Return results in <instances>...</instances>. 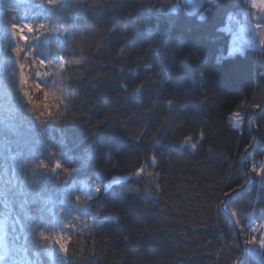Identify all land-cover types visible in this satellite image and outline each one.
Wrapping results in <instances>:
<instances>
[{
    "label": "trees",
    "instance_id": "16d2710c",
    "mask_svg": "<svg viewBox=\"0 0 264 264\" xmlns=\"http://www.w3.org/2000/svg\"><path fill=\"white\" fill-rule=\"evenodd\" d=\"M178 2L60 0V8H51L40 0H0V255L6 264H63L40 231L71 237L67 264H232L237 257L241 264H264V249L244 243L264 237V50L229 55L227 22L242 17L246 0H216L193 14L173 11ZM24 22L58 29L28 34L29 44H21L35 49L29 75L41 88L51 80L42 73L54 72L57 57H64L58 86L70 95L67 111L53 121L15 103V96L24 98L11 23ZM236 113L244 117L239 127ZM188 136L196 149L184 143ZM32 147L49 165L39 169L36 184L30 169L27 181L20 170ZM58 161L76 171H53ZM126 175L86 208L70 210L76 195L87 194L77 181Z\"/></svg>",
    "mask_w": 264,
    "mask_h": 264
},
{
    "label": "snow or ice",
    "instance_id": "6c2138e0",
    "mask_svg": "<svg viewBox=\"0 0 264 264\" xmlns=\"http://www.w3.org/2000/svg\"><path fill=\"white\" fill-rule=\"evenodd\" d=\"M40 2L47 4L49 7L51 8H60V0H40ZM209 3H214L215 0H208ZM258 5L255 3V0H253V7H257ZM264 7V6H262ZM3 13L0 12V16H2ZM38 30H40L42 32V34L47 35V34H53L54 32L58 31V29H53L49 24L41 22L37 25V23H29V22H24L22 24H18V23H11V35L14 41V47L11 48V52L14 54V58H15V65L18 66V70H19V93L22 95V97L24 98L23 101L21 100L20 96L17 95L15 96V103L16 106L19 110H21V107L23 104H27L31 109H40V105L36 103V100L34 98L33 92L36 90L40 89V85L39 84H33L30 81V66H29V59L32 55V52L35 51V49H28L27 47H22L21 44L27 46L29 44V38H28V34H34L36 33ZM63 32H67L69 33V29L68 28H64ZM63 34V33H62ZM37 39H39V37H37ZM261 44L264 45V39H261ZM59 47V45H58ZM121 51H123V49H121ZM242 51V49H241ZM58 60V64H57V68L60 70L59 72L56 73H52L50 71H45L42 74L51 76V75H59L61 77V80L63 81V77L61 76V71L65 70V63H64V57L63 56H58L57 57ZM39 65L40 66H47L46 65V61L44 59H40L39 60ZM149 67H151V65H149ZM201 75H203V73H201ZM124 87L126 88L127 85H124ZM143 88V85H139L138 89ZM45 95H47V93H45ZM173 102L171 100L168 101V104L171 105ZM67 106V105H65ZM56 110L54 111L51 107L45 106V109L42 110L44 113L47 114V116L49 117V121H53L55 119V115L56 113L59 112V105H56ZM257 108L260 107V105H256ZM52 109V110H49ZM36 120H40L41 123H45V121L41 120L40 115H36ZM232 119L236 120L238 125H242L243 123V119L244 117L240 114V113H236ZM201 137L203 136V133L201 132ZM192 137L188 136L186 137L184 143L185 144H190L192 149H196L197 148V144L196 143H191ZM41 141L39 139L34 140V145H36L37 143H40ZM35 147H32L29 149L28 154H27V158L25 160V162L21 165V172L24 174L23 175V180L27 181L29 178V169H30V176H31V180L32 183L36 184V176L39 172V169L43 168V169H47L49 167V165L45 162L44 159L42 158H36L35 156ZM155 160V157H153V161ZM33 161H35V163H33ZM56 169H63V171L65 173H73L76 171L75 168H69L66 167L63 163L61 162H57L55 165V168L53 169V171H55ZM144 168L140 169V172H143ZM252 172H256L257 169L255 166L252 167L251 169ZM261 173H264V166L261 167L260 169ZM137 175L139 173H136ZM148 176H152L153 174L151 172L147 173ZM249 179H251L249 177ZM65 183H67V179L64 181ZM111 181L109 182V185H111ZM155 187L157 189H159V185L156 184ZM95 191L96 193H100L101 192V187L99 185H96L95 187ZM104 191H107V188H104ZM14 194V193H13ZM42 189L40 192L36 193V196L41 199L42 198ZM150 194V193H149ZM223 195L225 196H229L231 195V193L229 192H224ZM87 199L86 200H82L81 197L79 196H75V203H70V210L75 208L78 204H82L83 206H85V208L88 205V201L92 200L93 197L90 193L86 194ZM67 200L69 201L70 198L67 197ZM49 201L48 200H44V203L47 204ZM36 209L34 208L33 211H35ZM261 211H264V209H262ZM231 215H236L235 210H231ZM87 216V213H83V214H77L76 215V219L80 220L82 217ZM90 225H88L87 223L84 224V227H89ZM23 228V225H21V229ZM15 230V228L13 227V231ZM39 236L41 237V239L45 242V245H47L48 242H51V246L53 248L58 247L59 251L63 254V256L61 257V260L63 261V264H67V259L65 258L68 254V243L71 242V237L70 236H66L64 235L62 232L56 236L53 235H49L46 234L43 231H40ZM25 240H27V237H24ZM244 243L248 246H258L259 248L264 249V237H262L261 239L257 240L255 236H252L250 238L245 239ZM33 247L37 250L40 249V244L36 243L33 245ZM49 256H52L53 254L50 252L48 253ZM232 264H241V258L237 257L233 260Z\"/></svg>",
    "mask_w": 264,
    "mask_h": 264
},
{
    "label": "rangeland",
    "instance_id": "374dc122",
    "mask_svg": "<svg viewBox=\"0 0 264 264\" xmlns=\"http://www.w3.org/2000/svg\"><path fill=\"white\" fill-rule=\"evenodd\" d=\"M246 2L248 7L246 11L243 12L242 17L238 18L233 15L227 22V29L232 34L229 52L231 56L240 52L243 53L250 48L258 51L264 50V45L260 42L261 39H264V7H262L264 6V0H255V3L258 5L257 7H253V0H246ZM206 3H209L208 0H179L172 10L177 11L184 9L188 13L193 14L198 12ZM202 16L204 17V13ZM232 121L236 126H240L237 124L236 120L232 119ZM129 176L130 175L114 177L111 180L88 177L77 181L75 184L81 185L87 194L90 193L93 197L98 194L95 191L96 185H99L102 191L105 187L109 189L113 184L119 183ZM110 181L112 182L111 185H109ZM262 226H264V224Z\"/></svg>",
    "mask_w": 264,
    "mask_h": 264
},
{
    "label": "clouds",
    "instance_id": "9594fccd",
    "mask_svg": "<svg viewBox=\"0 0 264 264\" xmlns=\"http://www.w3.org/2000/svg\"><path fill=\"white\" fill-rule=\"evenodd\" d=\"M53 68H55V71L52 73H56L60 71L57 68V65H53ZM42 75L44 77H51V80L44 81V87L41 88L40 86V89L35 91V95L33 94L35 100L41 101V103H39L40 109L44 110L45 106H48V107H51L55 111L56 110L55 106L59 105V110L63 109L64 111H67V106L65 105H66V100L68 99L70 94L65 88L58 86L63 83V81L61 80V77L55 74L51 76H48L45 74H42ZM45 93H47V95H45ZM76 196L81 197L80 195H76ZM86 199L87 197H85V199L83 200H86ZM78 205L83 206L82 204H78Z\"/></svg>",
    "mask_w": 264,
    "mask_h": 264
},
{
    "label": "water",
    "instance_id": "95a60500",
    "mask_svg": "<svg viewBox=\"0 0 264 264\" xmlns=\"http://www.w3.org/2000/svg\"><path fill=\"white\" fill-rule=\"evenodd\" d=\"M257 113L254 114L253 119H252V123H254V119ZM250 151V150H249ZM251 178V177H250ZM251 180V179H250Z\"/></svg>",
    "mask_w": 264,
    "mask_h": 264
},
{
    "label": "crops",
    "instance_id": "0c3cea01",
    "mask_svg": "<svg viewBox=\"0 0 264 264\" xmlns=\"http://www.w3.org/2000/svg\"><path fill=\"white\" fill-rule=\"evenodd\" d=\"M229 31V30H228Z\"/></svg>",
    "mask_w": 264,
    "mask_h": 264
}]
</instances>
